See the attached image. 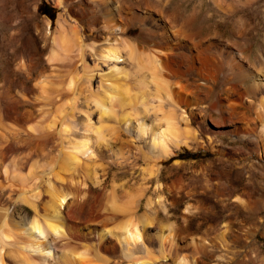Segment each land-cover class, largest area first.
<instances>
[{
  "label": "bare ground",
  "instance_id": "1",
  "mask_svg": "<svg viewBox=\"0 0 264 264\" xmlns=\"http://www.w3.org/2000/svg\"><path fill=\"white\" fill-rule=\"evenodd\" d=\"M189 2L88 0L103 15L86 33L79 27L80 8L71 0H57L61 11L53 40L60 51L50 59L79 62L84 75L78 78L70 70L66 78L41 81L44 96L64 87L70 92L67 108H57L45 120L33 121L29 110L19 113L16 71L8 65L0 77V264H166L163 245L168 241L172 246V231L180 233L168 220L165 199L148 197L146 210L139 213L141 190L127 198H120L117 188L107 190L104 148L119 166L132 170L138 161L145 162L140 170L160 187L164 170L169 175L176 167L201 166V180L210 181L215 193L239 191L243 181L234 174L241 158L229 155L217 139L208 137L206 143L192 123L196 117L200 124L227 121L243 139L256 122L264 123V52L250 64L255 0H197L187 9ZM243 3L249 9L246 25L235 15L234 5ZM213 12L220 18L209 24ZM135 23L140 25L137 35L130 32ZM88 55L94 56L92 63ZM225 64L237 70L235 95L228 89L205 108L210 83L223 77ZM80 96L83 107L78 106ZM260 140L264 145V131ZM194 145L218 156L185 162L181 152ZM24 147L30 153H17ZM168 158L174 159L165 166ZM235 209L238 213L239 206ZM248 209L254 211L252 205ZM183 212L187 218L190 209ZM163 226L168 233L161 232ZM216 239L217 244L225 241L223 234ZM194 241L191 262L176 255L175 264H198L196 254L206 250L207 242ZM153 242L160 253L151 251Z\"/></svg>",
  "mask_w": 264,
  "mask_h": 264
},
{
  "label": "rangeland",
  "instance_id": "2",
  "mask_svg": "<svg viewBox=\"0 0 264 264\" xmlns=\"http://www.w3.org/2000/svg\"><path fill=\"white\" fill-rule=\"evenodd\" d=\"M196 1L191 0L187 9H191ZM71 2L72 5L80 8L83 17L79 22V27L88 33L90 28L97 25V17L103 15L102 10L95 4H89L88 0H71ZM234 6L237 12L235 15L240 16L246 25L249 17L248 5L243 3ZM60 11L61 7H58L57 0H0V77L4 76L8 65L15 69L17 85L14 88V93L20 101L19 113H24L26 110L31 111L34 116L33 121L45 120L57 108H67L65 101L70 95L69 90L64 87L65 89L62 88L60 91L54 92L55 94L45 95V97L38 88L41 81L54 75H62L66 78L70 70L78 78L84 75L79 62L70 63L64 56H58L61 61L57 60V57L55 60L50 59L55 50L56 52L60 51L53 40L58 27L56 20ZM254 14L251 17L255 25V32L253 47L250 49L252 53L250 64L255 62L254 58L258 52H264V0H257V2L255 0ZM219 18V15L213 12L208 23L214 24ZM47 21H49L50 26L48 31L46 28ZM225 26L229 28L227 25ZM130 32L137 35L140 32V25L135 23ZM87 42H92V39L88 38ZM93 60L94 56L88 55V61L92 63ZM223 68L225 73L223 77L221 76L210 83L213 90L209 98L202 102V106L205 108L220 93L222 96H226L228 89L229 93L235 95L232 86L234 83H239L237 73H235L237 70L232 69L228 64H225ZM191 76L194 77L195 75ZM188 77L189 73L185 78ZM30 88H33L32 91L24 97V91ZM82 105H85V99L80 96L78 106L81 107ZM255 111H251L252 117L256 116ZM207 120L205 124H200L196 117L192 127L196 131L198 130L197 134L206 143L208 137L217 139L223 143L229 155H237L241 158V168L234 174V177L243 181L239 191L226 193V190L223 192L224 194L215 193L214 187L208 185L210 181L205 183L201 180V166H188L185 169L176 167L169 175L164 170L160 179L162 183L160 187L156 180L140 170L142 169L141 166L146 165L145 162L138 161L140 165L135 169L133 168L132 171L130 166H119L112 162L107 157L109 152L104 148L100 154H102L104 162L109 163L107 164L109 174L106 188L107 190L117 188L115 190L118 191V196L121 195L120 198L123 195V198H127V194H132L138 189L141 190L139 213L146 210L148 197L154 200L165 199L169 214L168 220L174 221L173 224L180 233L175 235L173 231L171 232L175 236L171 248L167 244L168 241L163 245L165 246L163 252L166 256V264H175L176 255L185 256L189 263L191 262L193 253L190 246L191 238L195 240L194 242L201 240L207 242L206 250L196 254L198 264H264V145L260 140L261 131H264V123L260 120L256 122L254 131L247 133L246 138L243 139L240 134L231 130L233 127L230 122L216 124L210 119ZM20 122H18L19 126L22 125L23 121ZM194 146L186 148L187 151L183 150L180 158L188 162L191 159L207 161L218 156L213 149L196 146L195 149ZM58 148V146L53 147L54 154H58ZM30 151L24 147L19 148L17 153L23 155V153L28 154ZM173 159L168 158L163 161V164L169 166ZM250 166H252V170H250ZM176 180L177 183L175 184ZM213 180L211 179V183ZM237 205L239 212L235 213ZM249 205L254 208L252 213H248L252 211L248 209ZM187 207L190 212L186 218L183 211ZM218 214L222 216L215 219L214 217ZM160 215L163 219L164 216ZM222 223L226 224L223 225ZM168 231L167 226H165L161 232L166 234ZM220 234H223L225 241L217 244L216 238ZM153 243L155 245L152 244L151 251L160 253L162 250L157 242Z\"/></svg>",
  "mask_w": 264,
  "mask_h": 264
}]
</instances>
